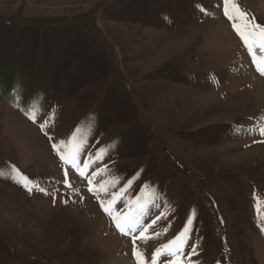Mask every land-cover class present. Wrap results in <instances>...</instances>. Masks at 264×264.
<instances>
[{
    "label": "rangeland",
    "instance_id": "rangeland-1",
    "mask_svg": "<svg viewBox=\"0 0 264 264\" xmlns=\"http://www.w3.org/2000/svg\"><path fill=\"white\" fill-rule=\"evenodd\" d=\"M261 78L224 0H0V264H136L129 181L145 264L186 225L183 264H264Z\"/></svg>",
    "mask_w": 264,
    "mask_h": 264
},
{
    "label": "snow or ice",
    "instance_id": "snow-or-ice-1",
    "mask_svg": "<svg viewBox=\"0 0 264 264\" xmlns=\"http://www.w3.org/2000/svg\"><path fill=\"white\" fill-rule=\"evenodd\" d=\"M232 5L233 10L238 13V16L230 15L229 13V5ZM200 7V6H198ZM201 10L203 11V8L201 7ZM224 14L225 16L233 21V27L237 31L238 35H240L241 39L244 42V45L249 53V55L252 58V63L255 65L256 70L261 74L264 75V26H261L259 24L251 25L250 22L247 20L246 14L240 11L239 6L235 4V0H224ZM238 18H244L245 19V30H241V27L236 24V20ZM256 49H259L260 55H257ZM29 119H32L33 122H36L35 116H29ZM49 119H52V117H49ZM47 121L45 124H41V130L43 131L46 127ZM259 134L264 136V126L260 127L258 129ZM51 139V137H50ZM64 143V142H60ZM53 149L58 152L60 155V159L62 161H65L67 163H71V165L79 172L81 176L85 175V172L83 169L80 168V165L78 163V160L75 155L65 157L64 154L59 152L58 145L56 143H53ZM104 152V149H100L96 157L97 159H102V156L100 153ZM94 162V161H93ZM90 164L88 162H85L84 168H88ZM106 170V169H104ZM97 173H93V177ZM67 183V181H65ZM93 183V180L89 178V184L91 185ZM131 184V181H129V184L125 185L124 188L120 189V191L113 195V198L111 201L107 202V205L105 202L101 201V207L102 209L112 217L113 222L115 223L116 228L120 231L122 235H131L133 233H136L137 231L140 232V237L145 238V232L147 231L148 227H151V225H148L145 227L142 216L146 214L145 205L141 204V198L138 196L135 201H127L126 206H132L136 205L135 214H133L132 211H130L127 215L121 216L119 213H115L111 207L112 204L115 203V201L120 198L127 190L129 185ZM103 187V186H101ZM31 191V189H28ZM40 191H45V189L40 188ZM89 191H94L93 188H89ZM189 222H191V218L189 219ZM152 223H155V220L152 221ZM264 230V229H262ZM189 229L187 228V225L185 228L177 234L172 240H169L167 243L160 245L157 247L153 255L151 257V264H158L159 258L161 256H168L171 257L170 260L166 261V264H183L182 258L184 257V246L187 244L186 240H183V237L185 233H187ZM135 239L136 237H133V249H132V256L136 259V264H145V261L143 259V253L136 247L135 245ZM196 252V246H192V252L189 253V256L195 254Z\"/></svg>",
    "mask_w": 264,
    "mask_h": 264
},
{
    "label": "bare ground",
    "instance_id": "bare-ground-1",
    "mask_svg": "<svg viewBox=\"0 0 264 264\" xmlns=\"http://www.w3.org/2000/svg\"><path fill=\"white\" fill-rule=\"evenodd\" d=\"M244 61V60H243ZM263 80V78H261ZM259 81V80H258ZM260 83V82H258ZM256 94L257 96L264 97V80L261 82V84H259L256 88ZM144 225L145 227H147V223L148 221L144 220ZM148 229V228H147ZM139 231H137L136 233H138ZM117 237V236H116ZM114 240V239H112ZM115 241V240H114ZM118 242V241H117ZM115 243V242H114ZM115 249V247H114ZM117 249V248H116ZM115 251V250H114ZM115 253V252H114ZM114 255V254H113ZM112 255V256H113ZM131 255L128 251L122 252L114 257H109L106 261H104V264H131Z\"/></svg>",
    "mask_w": 264,
    "mask_h": 264
}]
</instances>
